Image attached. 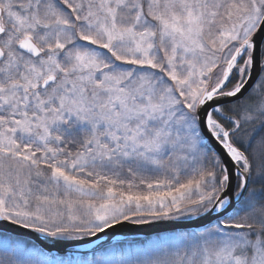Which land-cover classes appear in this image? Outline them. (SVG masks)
I'll use <instances>...</instances> for the list:
<instances>
[{
	"label": "snow or ice",
	"instance_id": "snow-or-ice-1",
	"mask_svg": "<svg viewBox=\"0 0 264 264\" xmlns=\"http://www.w3.org/2000/svg\"><path fill=\"white\" fill-rule=\"evenodd\" d=\"M0 264H264V0H0Z\"/></svg>",
	"mask_w": 264,
	"mask_h": 264
},
{
	"label": "water",
	"instance_id": "water-1",
	"mask_svg": "<svg viewBox=\"0 0 264 264\" xmlns=\"http://www.w3.org/2000/svg\"><path fill=\"white\" fill-rule=\"evenodd\" d=\"M152 229H148V228H141L139 229V233L142 235V236H148V235H151L152 234ZM134 232V230L132 229H124V230H120V232L118 233L119 237L121 239H124V238H128V237H131L130 233Z\"/></svg>",
	"mask_w": 264,
	"mask_h": 264
},
{
	"label": "trees",
	"instance_id": "trees-1",
	"mask_svg": "<svg viewBox=\"0 0 264 264\" xmlns=\"http://www.w3.org/2000/svg\"><path fill=\"white\" fill-rule=\"evenodd\" d=\"M152 235V234H151ZM151 235H148V236H151ZM131 237H128V238H124V239H130Z\"/></svg>",
	"mask_w": 264,
	"mask_h": 264
}]
</instances>
